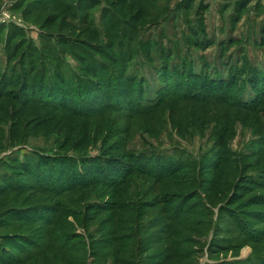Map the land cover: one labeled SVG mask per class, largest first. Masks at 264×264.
I'll return each mask as SVG.
<instances>
[{"label":"rangeland","instance_id":"obj_1","mask_svg":"<svg viewBox=\"0 0 264 264\" xmlns=\"http://www.w3.org/2000/svg\"><path fill=\"white\" fill-rule=\"evenodd\" d=\"M3 9L0 264H264V0Z\"/></svg>","mask_w":264,"mask_h":264},{"label":"trees","instance_id":"obj_2","mask_svg":"<svg viewBox=\"0 0 264 264\" xmlns=\"http://www.w3.org/2000/svg\"><path fill=\"white\" fill-rule=\"evenodd\" d=\"M231 82H232V80H231ZM220 83L221 82H217V83H215L217 86H211V88L212 87H218V89H219V87H220ZM234 83V82H233ZM203 84H205V83H203ZM224 84V83H223ZM232 84V83H231ZM231 84H224L220 89H226L227 87H231ZM206 85V84H205ZM232 86H233V84H232ZM205 87H208V86H205ZM190 88V86H188V88L186 87V89H189ZM138 90H139V88H138ZM181 90V86H178L176 89H175V91H180ZM147 95V94H146ZM146 97H149V96H146ZM116 98V97H115ZM138 98H140V99H144L145 97L144 96H141V94H139L138 92H137V95H136V101L138 100ZM85 102V105L87 106L88 105V102L87 101H84ZM108 104H109V102H107ZM88 107V106H87ZM96 109H98L97 107H94V108H92V110H96Z\"/></svg>","mask_w":264,"mask_h":264},{"label":"built area","instance_id":"obj_3","mask_svg":"<svg viewBox=\"0 0 264 264\" xmlns=\"http://www.w3.org/2000/svg\"><path fill=\"white\" fill-rule=\"evenodd\" d=\"M12 20L11 14L6 11V10H2L0 11V24H5L8 23Z\"/></svg>","mask_w":264,"mask_h":264}]
</instances>
